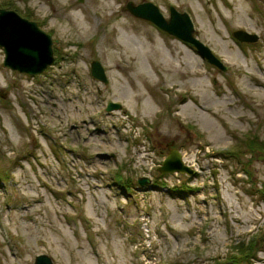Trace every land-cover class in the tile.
<instances>
[{
	"label": "rangeland",
	"instance_id": "rangeland-1",
	"mask_svg": "<svg viewBox=\"0 0 264 264\" xmlns=\"http://www.w3.org/2000/svg\"><path fill=\"white\" fill-rule=\"evenodd\" d=\"M80 1L0 0L57 62L21 74L0 48V264H264V0ZM130 2L189 14L227 70ZM174 148L195 175L159 172Z\"/></svg>",
	"mask_w": 264,
	"mask_h": 264
},
{
	"label": "water",
	"instance_id": "water-1",
	"mask_svg": "<svg viewBox=\"0 0 264 264\" xmlns=\"http://www.w3.org/2000/svg\"><path fill=\"white\" fill-rule=\"evenodd\" d=\"M80 2H83L81 0ZM127 11L135 18L153 23L157 28L181 40L190 47L196 48L198 53L211 65L226 71L227 68L216 58L211 50L195 37L194 23L187 13H181L174 7L170 8V19L153 3L136 5L130 2ZM240 42L256 43L258 37L245 31L234 33ZM0 47L4 49L7 68L21 74L36 76L44 73L55 62L52 37L43 31L36 22L22 18L14 11L0 9ZM91 74L96 80L108 83L105 69L99 61L91 64ZM4 96V95H2ZM122 106L110 103L107 111H119ZM163 175L180 173L193 176L195 171L187 167L182 155L177 149H171L163 165L158 169ZM141 186L151 184V180L141 178ZM35 264H53L46 255L38 256Z\"/></svg>",
	"mask_w": 264,
	"mask_h": 264
},
{
	"label": "trees",
	"instance_id": "trees-1",
	"mask_svg": "<svg viewBox=\"0 0 264 264\" xmlns=\"http://www.w3.org/2000/svg\"><path fill=\"white\" fill-rule=\"evenodd\" d=\"M245 254H248V250H243V252L240 251L239 255H240V258H241V259L238 258V256H239V255H238V256L236 257V258H238V261L234 260V262H239V261L242 260V261H243V264L249 263V261H250L249 259L252 257V256H250V255L252 254V252L249 251V254H250V255H249V256H246V258H244V255H245ZM243 258H244V259H243ZM233 259H235V258H233ZM252 259H254V258L252 257ZM236 264H238V263H236Z\"/></svg>",
	"mask_w": 264,
	"mask_h": 264
}]
</instances>
